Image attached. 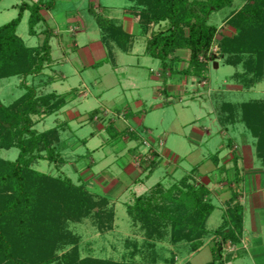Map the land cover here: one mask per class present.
<instances>
[{
	"label": "trees",
	"instance_id": "16d2710c",
	"mask_svg": "<svg viewBox=\"0 0 264 264\" xmlns=\"http://www.w3.org/2000/svg\"><path fill=\"white\" fill-rule=\"evenodd\" d=\"M130 1L134 3L130 14L138 19L141 35L148 36L145 54L161 64L162 80H166L161 91L168 94L167 79L175 73L197 78L199 82L207 81L210 63L218 59L210 55L219 32L218 27L210 23V17L214 12L231 8L235 0ZM56 6V0H25L19 16L0 26V80L20 78L23 80L21 87L25 89L24 94L9 105L0 97V150H19L16 161L0 158V264H161V252L157 251L156 243L173 247L183 244L189 248V255L211 237L218 239L212 246V264H225L222 262L223 246L228 242H241L243 205L238 201V194L233 192L222 226L210 231L207 223L217 206L210 189L196 183L194 174L185 176L168 190L159 182L149 193L135 196L133 204H125L132 225L145 232L149 240L156 238L153 244L148 241L151 245L149 256L139 251L135 244L132 256L143 255V263L133 258L120 262L90 257L80 259L82 237L72 225L96 218L99 230L108 229L111 225L106 226L105 222L114 219L115 212L105 210L111 197L92 193L85 181L75 184L69 177L35 169V164L46 161L61 172L68 163L66 143L61 137V130L66 129L68 122L44 132L36 129L42 119L65 108L67 96L44 92L57 81L54 76L38 85H28L30 77H38L52 68L51 40L56 34L42 11H53ZM27 11L30 12V34L44 35L42 44L35 48L27 46L17 33ZM90 11L97 17L105 43H113L122 52L129 53L134 37L123 29L121 21L106 17V13L101 15L93 7ZM40 26L43 30L38 32ZM228 26L238 32L222 38L218 60H223L227 66L241 68L232 80L250 91L264 80V0H249L228 19ZM181 52L188 53L187 60L182 59ZM183 62H188V66L181 70L179 65ZM216 108L224 129L236 128L239 124L247 129L254 140L256 158L264 170V101H222ZM95 118L101 120L98 110L90 113L89 121ZM114 127L110 125L107 129H113L114 140L129 137L137 142V156L144 154L141 149L148 150L146 154L151 155L152 160L142 165L150 178L163 163L159 154L162 140L147 138L151 134L147 128L139 132L130 127L118 132ZM228 146L233 147L232 140ZM238 159L235 156L232 160L236 178L240 175ZM172 254L168 262L177 264L178 256Z\"/></svg>",
	"mask_w": 264,
	"mask_h": 264
},
{
	"label": "rangeland",
	"instance_id": "374dc122",
	"mask_svg": "<svg viewBox=\"0 0 264 264\" xmlns=\"http://www.w3.org/2000/svg\"><path fill=\"white\" fill-rule=\"evenodd\" d=\"M24 1L0 0V26L19 16L20 6ZM248 1L235 0L231 8L212 14L210 23L217 26L219 32L211 49V56L219 59V43L222 38L238 32L228 26V19ZM131 5L129 0H58L54 11L43 14L51 28L61 30L64 35L65 51L58 36H54L51 41L52 56L60 64L52 65L44 74L28 79V85H38L51 76L59 77L63 73L64 79L48 86L44 92L56 91L60 95L70 93L67 97L69 104L61 113L47 117L36 126L39 132H44L64 122L70 124V129L67 126L65 130H61L67 147L65 154L68 163L61 172L46 161L35 164V169L69 177L75 184L88 179L89 183L86 184L92 193L110 195L108 197L112 198L105 208L115 212L114 219L105 220V225H111V228L99 230L96 218L72 225V229L82 237L80 259L90 257L117 262L130 261L133 258L132 253L135 252V244L139 251L142 250L145 256H149L150 244L156 238L149 240L145 232H140L132 225L125 204H133L136 197L149 193L159 182H163L168 190L191 173L194 167L214 156L222 158L230 150L231 160L238 157L237 145L229 150L226 147L232 138L246 152V159L252 161L248 164L250 168L247 169L250 172H246L245 181L250 184L254 175L262 168L255 155L252 143L254 140L247 129L239 124L236 128L225 129L227 134L224 135L217 120L218 109L215 107L222 101H264V80L247 91L232 80L235 72L242 69L227 66L223 60L217 59L210 63L207 81L199 82L197 78L175 73L167 79L169 91L165 94L161 91L166 82L162 80L161 64L149 56H144V41L138 46L141 53L139 56L116 51L117 67L113 65L110 57L109 64L100 68H89L101 58L107 57L108 53L106 45L101 41L100 27L96 15L90 11L91 7L101 15L106 13V17L122 18L123 8ZM24 15L17 33L27 46L38 47L42 44L44 35H31L30 12ZM70 29L77 32L73 34ZM37 30L40 32L42 29L38 27ZM59 30L55 32L59 33ZM72 38H76L78 49L73 47L75 39ZM100 47L104 49V53ZM181 57L187 60V52H183ZM179 66L182 70L188 66V62ZM90 78L99 79L98 86L84 82ZM22 82V79L16 77L0 80V97L5 105L13 103L24 94ZM94 110L99 111L100 121L96 118L93 122L89 121V114ZM110 125H114L118 132L130 127H136L139 132L147 128L151 131L147 138L152 137V141L162 140L159 154L163 163L150 178H147L145 166L139 164V160L144 158L148 150L141 149L144 154L131 159L129 151L138 144L129 140V137L114 140L113 129L107 130ZM205 131H209V134ZM84 140L87 141L83 143ZM223 146L225 148L221 151ZM88 150L96 152L91 154ZM120 150L122 151L119 152ZM18 156L19 150L16 148L0 150L2 159L16 161ZM245 157L240 159L244 161ZM258 178L264 180V170ZM195 181L203 184L201 178ZM222 214L221 209L214 212L207 228L215 229ZM160 243L155 245L158 247L157 251L161 252V264H169L168 257H173L172 252L178 256L177 264H182V259L188 260V247L183 244L173 247ZM133 259L141 263L145 261L143 255ZM236 264H240L239 260Z\"/></svg>",
	"mask_w": 264,
	"mask_h": 264
},
{
	"label": "crops",
	"instance_id": "0c3cea01",
	"mask_svg": "<svg viewBox=\"0 0 264 264\" xmlns=\"http://www.w3.org/2000/svg\"><path fill=\"white\" fill-rule=\"evenodd\" d=\"M32 1H35V0H32ZM36 1H38V0H36ZM56 1L58 3V0H56ZM133 6H134V3H132L131 6L124 7L123 11H122V13H123L122 18H116V19L121 21L123 29L126 32H128L131 36L134 37L133 45H132L130 52L124 53L120 49H118L115 44L105 43V41L103 39V34L101 32V29H100L101 41L107 47V52H108L107 57L101 58V60L92 64L89 68H100L105 64H109L110 57L112 59L113 65L115 67H117L118 65L116 64L115 58L118 57V55H117L116 51H118L119 53H122V54H130L131 56L141 55L140 51L138 50V46L140 45L141 41H144V45H145L144 56H147L145 54V50H146V40L145 39L148 38V36L144 37L141 35L138 19L136 17H133L132 14H130L131 12L129 10ZM44 12L46 13V12H50V11L43 10L42 14ZM43 16H44V14H43ZM44 18L46 19V21L48 20L45 16H44ZM110 18H113V17H110ZM158 28L159 27H157L156 29H158ZM41 29L43 30V28H41ZM54 30L56 31L59 29H54ZM70 32L75 34L77 32V30L70 29ZM55 34H56V36H58L60 45H62V47L65 51V46L63 45L65 42L64 35L62 34L61 30H59V33L55 32ZM72 39H75V41L73 42V44H74L73 47L74 48L77 47L76 49H78L79 46H78V42H77L76 38H72ZM96 50H98V48ZM101 50L103 53L105 52V51H103L104 50L103 48H101ZM182 53L183 52H181V55H182ZM97 55H99V53L96 54V56ZM187 55H188V53H187ZM52 58H53V56H52ZM56 64L59 65L60 62H58V60L53 59L52 65H56ZM48 69H51V68L49 67ZM64 77H65V75L63 73H61V75L59 77L55 76V78L57 80L55 83H57L58 81H61L62 79H64ZM84 82H86L87 84H88V82H91V84H95L96 86H98L100 81H99V79L93 80V78H90L89 80L85 79ZM54 92H56V91H54ZM69 94L70 93H67L64 95H66L68 97ZM68 104H69V101H68ZM121 114H122V112H121ZM46 118L42 119L39 123L43 122ZM217 120H218V116H217ZM218 123H219V120H218ZM219 125H220V123H219ZM82 127L83 126H81V128ZM132 128H134V127H132ZM221 128H222L223 134L226 135L227 132L225 131V129L222 126H221ZM68 129H70V124H68ZM135 129H137V128L135 127ZM205 132H206V134H209V131H205ZM92 135H94V133ZM231 140L233 141L234 146L237 145V147H236L237 148V155L239 158L237 164H238V170H239V174H240L238 178L235 177V172L232 171L233 161L229 158L230 157L229 153L232 151L229 150L230 149L229 146H226L228 148L229 152H227V154H225L222 158L214 156L213 158H210L209 160L203 161L202 163L197 165V167H194V169L189 174H194L195 180L197 178L202 179L203 184H205L210 189V191L212 192L211 198H212L213 202L215 203V205L217 206L216 211H218L219 209H221L223 211L220 222L217 223V226L215 227V229L210 230L208 228L210 231H215L222 226L223 221H224V217L226 215L228 205L230 203L233 192L238 194V201L240 204L243 205V208H244V211H243V234H242V237L240 238L241 242L239 244H234V243L231 244L230 242H228L223 246L224 257L222 259V262H225V264H236L237 260H239L240 264H264V180L261 178L260 179L258 178V176H260V174L262 173L263 169L262 170L260 169V172H258L254 175L250 184L247 183L245 181V174H246V172H250V171H248L247 168H250V166H248V164L252 161H250L249 159H246V157H245L246 152L244 150H242V147L238 144L237 140L233 139V138ZM86 141L87 140H84L83 143ZM87 144L88 143H86V145ZM136 146H134V148H132L129 151V156L131 159H132V157L134 159V157L137 156L135 154V151H136L135 147ZM223 148H225V146H223L221 148V151L223 150ZM121 151L122 150H120L119 152H121ZM65 152H67V149ZM95 152L96 151H89L88 150V153H91V154H93ZM217 156H218V154H217ZM242 157L243 158L245 157L244 161H242V159H240ZM90 167H88V168H90ZM126 167H128V166H126ZM132 168L133 167H131V170H133ZM225 169H227L228 171L224 172ZM228 172H230V173H228ZM145 173H147V172L145 171ZM85 182L89 183V180L87 179ZM249 185H251V188H248ZM106 196H110V195H106ZM211 217H210V219H211ZM210 219H209V221H210ZM209 221L207 224H209ZM217 241H218V239H215V237H211V238L205 240L203 245L201 246V248L199 250L188 255V260L185 261V259H182V261H183L182 264H186L187 262H189L190 264H212V262L214 261V256H213V251H212L211 246H213V244L216 243ZM231 257L232 258L234 257L233 258L234 260ZM226 261H227V263H226Z\"/></svg>",
	"mask_w": 264,
	"mask_h": 264
},
{
	"label": "built area",
	"instance_id": "2783aa9c",
	"mask_svg": "<svg viewBox=\"0 0 264 264\" xmlns=\"http://www.w3.org/2000/svg\"><path fill=\"white\" fill-rule=\"evenodd\" d=\"M149 160H152V156L151 155L149 156L146 154L143 159L139 160V164H142L143 162L148 163Z\"/></svg>",
	"mask_w": 264,
	"mask_h": 264
}]
</instances>
